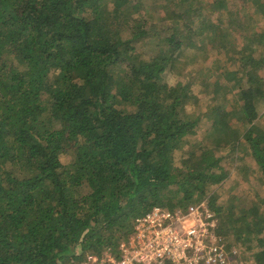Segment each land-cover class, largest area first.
I'll return each instance as SVG.
<instances>
[{
	"label": "trees",
	"instance_id": "1",
	"mask_svg": "<svg viewBox=\"0 0 264 264\" xmlns=\"http://www.w3.org/2000/svg\"><path fill=\"white\" fill-rule=\"evenodd\" d=\"M237 1L162 0L155 18L141 0H0V264L118 252L138 216L186 209L228 177L218 147L244 146L264 177V0ZM140 44L153 53L145 58ZM197 46L237 67L222 64L218 78L232 82L212 94L213 70L192 73L211 99L192 113V75L170 84L164 73ZM203 119L210 142H191ZM186 145L195 147L177 163ZM210 208L217 232L235 231L264 264L261 210Z\"/></svg>",
	"mask_w": 264,
	"mask_h": 264
},
{
	"label": "rangeland",
	"instance_id": "2",
	"mask_svg": "<svg viewBox=\"0 0 264 264\" xmlns=\"http://www.w3.org/2000/svg\"><path fill=\"white\" fill-rule=\"evenodd\" d=\"M145 1V5L147 7V16L148 14H152L155 18L159 17V13L156 11L157 8H159L160 4L162 3V0H141ZM203 3L206 2H213L214 0H202ZM238 2L239 1H234ZM241 3V2H240ZM234 7V3L230 7L232 9ZM171 10H175V6L172 5ZM249 11L253 10L252 8L248 7ZM149 11V12H148ZM207 14L208 17H211L214 22L222 21L224 23L228 20V17L226 14L223 16V20L219 18V13L216 12H210L206 10L204 12ZM144 14V10H143ZM242 18L246 19V15H242ZM264 19L262 16L260 17L259 22L261 23V28L264 27ZM259 23V24H260ZM233 39V38H232ZM155 46L146 44L145 46L141 45L139 46L140 50L143 51L144 57L147 58L150 54L153 53V48ZM215 49V48H214ZM197 47H186L183 52L180 54L178 63L176 64V68L173 70H167L165 74V80L170 84L177 83L178 80L182 79L183 81L191 80L192 82H195L196 85L193 86V94L195 95V99L199 100V104L197 106H194L192 103L189 105L187 104V112H204L210 103V95L214 92L221 91L219 87L226 86L227 84H231L232 81L225 80V78H222L221 80L218 78L217 74H221L222 72V64L225 63V65L229 68L234 70L237 66L233 63H230L227 60L226 52L221 51V55L219 53H215L213 49H207V52H200L197 51ZM216 56H219L221 58L220 61L216 59ZM213 70V74L211 77H208L209 83L212 84L217 81L218 83L215 85L210 84V89L205 90L209 92V94H206L203 92V83L202 80L204 79V76L201 72L197 73L196 75H192L195 71L204 70L206 71L205 74L209 70ZM225 69L223 65V70ZM178 74V75H175ZM264 74V73H263ZM192 75V77H191ZM222 75V74H221ZM177 76H179L177 78ZM191 77V78H190ZM227 82V83H226ZM224 92V91H222ZM233 104L234 102L231 101ZM262 105V106H261ZM261 113L264 112V102L259 105ZM230 108V107H229ZM210 120L203 119L201 121V128L198 129L197 135H193L191 138V142H195L196 140L210 142V138H207L206 131L210 127ZM258 124L261 125V118L258 120ZM207 129V130H206ZM195 147V145H186L182 150H179L175 153V159L177 163H180V159L182 156H186V152L190 150L191 148ZM233 150L229 147L225 148H216V154L218 157H222V160L220 162V166L228 172V177L225 178L222 182L214 183L208 186L207 192L202 199L201 202H207L209 206H211V202L214 201L216 204V207L222 208V212L225 213V211H229L230 208L235 207V214L240 213V209H251L253 207H258L259 210H261V213L264 214V203H262V206H260L261 200L264 198V177H261V175L258 172V165L255 161V159L252 157L250 152L248 150L244 149V146H242V149L236 150V152H233ZM73 158V153H69L68 155H65L62 158L63 164H69L70 161ZM88 188H83L82 191L87 192ZM261 198V200H260ZM200 203V202H198ZM196 203V204H198ZM222 220V218H221ZM221 232V231H220ZM223 236L226 239L227 244V251L229 254L230 264H257L254 260V257L252 256V251H249L247 249V246L243 244L242 241L237 240V236L235 234V231L229 230L228 234H223ZM261 237H264V232L261 233ZM255 243L256 239H255ZM250 244V243H248ZM75 251L79 253L81 251V248L78 246L75 248ZM106 251V250H105ZM84 258V257H83ZM83 260V259H82ZM82 260H76V262L72 263H78Z\"/></svg>",
	"mask_w": 264,
	"mask_h": 264
},
{
	"label": "built area",
	"instance_id": "3",
	"mask_svg": "<svg viewBox=\"0 0 264 264\" xmlns=\"http://www.w3.org/2000/svg\"><path fill=\"white\" fill-rule=\"evenodd\" d=\"M219 220L207 202L169 209L155 206L134 220L117 251L86 253L75 264H230Z\"/></svg>",
	"mask_w": 264,
	"mask_h": 264
}]
</instances>
